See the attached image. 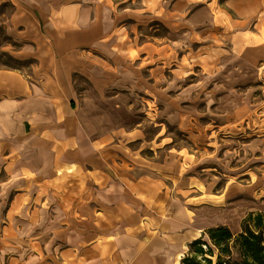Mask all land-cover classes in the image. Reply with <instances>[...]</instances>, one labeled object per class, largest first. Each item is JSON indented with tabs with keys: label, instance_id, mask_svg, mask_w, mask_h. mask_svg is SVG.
Listing matches in <instances>:
<instances>
[{
	"label": "crops",
	"instance_id": "crops-1",
	"mask_svg": "<svg viewBox=\"0 0 264 264\" xmlns=\"http://www.w3.org/2000/svg\"><path fill=\"white\" fill-rule=\"evenodd\" d=\"M142 1L0 0L22 64L0 69V264H174L223 220L176 200L160 208L117 162L119 96L144 88ZM150 13L149 29L160 10Z\"/></svg>",
	"mask_w": 264,
	"mask_h": 264
},
{
	"label": "rangeland",
	"instance_id": "rangeland-1",
	"mask_svg": "<svg viewBox=\"0 0 264 264\" xmlns=\"http://www.w3.org/2000/svg\"><path fill=\"white\" fill-rule=\"evenodd\" d=\"M168 2L135 5L144 10L136 13L144 88L119 96L127 121L111 136L117 162L133 167L120 165L141 195L156 190L160 208L170 199L189 212L214 209L237 234L248 212L264 213V0H179L174 20ZM154 10L160 18L149 29ZM9 12L0 5L3 19ZM16 48L0 23V69L22 66Z\"/></svg>",
	"mask_w": 264,
	"mask_h": 264
},
{
	"label": "trees",
	"instance_id": "trees-1",
	"mask_svg": "<svg viewBox=\"0 0 264 264\" xmlns=\"http://www.w3.org/2000/svg\"><path fill=\"white\" fill-rule=\"evenodd\" d=\"M209 244L201 238L190 242L181 264H264V213L248 212L234 234L226 225L205 231Z\"/></svg>",
	"mask_w": 264,
	"mask_h": 264
}]
</instances>
